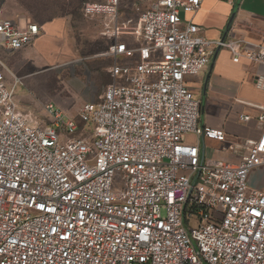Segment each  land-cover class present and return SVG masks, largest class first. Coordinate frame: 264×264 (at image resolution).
Here are the masks:
<instances>
[{
	"label": "built area",
	"instance_id": "obj_1",
	"mask_svg": "<svg viewBox=\"0 0 264 264\" xmlns=\"http://www.w3.org/2000/svg\"><path fill=\"white\" fill-rule=\"evenodd\" d=\"M3 1L0 52L26 50L42 27L6 18ZM204 1L147 0L135 22L120 21L122 0L86 4L106 20L114 64L77 118L49 104L37 120L0 71V264H264V105L261 137L219 150H245L238 163L202 159L204 140L227 136L203 125L186 83L217 48L264 68V41L202 36L181 12ZM255 85L264 91V77Z\"/></svg>",
	"mask_w": 264,
	"mask_h": 264
},
{
	"label": "rangeland",
	"instance_id": "obj_2",
	"mask_svg": "<svg viewBox=\"0 0 264 264\" xmlns=\"http://www.w3.org/2000/svg\"><path fill=\"white\" fill-rule=\"evenodd\" d=\"M94 1H3L1 9L6 18L27 20L42 27L41 36L28 49L0 52V71L5 74L7 84L12 87L15 78L19 80L17 101L21 109L37 120H47L49 104L77 118L81 107L112 83L109 69L114 60L108 56L111 41L102 34L106 20L85 13L86 4ZM136 2L122 0L121 22L137 21L138 11L147 0H140L139 10L133 7ZM244 7L252 13L264 14V0H246ZM128 62L124 57L118 60L120 65ZM210 114L207 109L206 119ZM185 141L194 143L195 138L186 135ZM229 147L230 143H205L207 154Z\"/></svg>",
	"mask_w": 264,
	"mask_h": 264
},
{
	"label": "crops",
	"instance_id": "obj_3",
	"mask_svg": "<svg viewBox=\"0 0 264 264\" xmlns=\"http://www.w3.org/2000/svg\"><path fill=\"white\" fill-rule=\"evenodd\" d=\"M245 2L246 0H205L194 15L181 12V16L184 21L197 25L201 29V35L211 40H225L233 29L243 36L264 41V14L250 12L244 7ZM238 3L240 4L236 8ZM260 76L264 77L263 67L251 64L246 59L234 63L230 51L217 48L207 68L198 76L186 79L187 85L200 101L203 100L207 81L202 123L224 131L227 136L224 143L241 145L246 140H258L261 137L262 131L256 120L259 110L255 107L264 105V91L255 85ZM207 109L211 111L208 119L205 117ZM241 114L250 115L252 120L243 123L239 118ZM203 143L205 145L206 140ZM245 153V150L239 151V154L214 151L210 155L238 163Z\"/></svg>",
	"mask_w": 264,
	"mask_h": 264
},
{
	"label": "water",
	"instance_id": "obj_4",
	"mask_svg": "<svg viewBox=\"0 0 264 264\" xmlns=\"http://www.w3.org/2000/svg\"><path fill=\"white\" fill-rule=\"evenodd\" d=\"M239 4H240V3L237 4V7H236V8H238ZM223 40H224V39H223ZM207 79H208V77H207ZM206 87H207V81H206V85H205V89H204L203 100L201 101V107H202V110H203V104H204V101H205ZM204 147H205V145H204V143L202 142V145H201L202 159H203V156H204V150H205Z\"/></svg>",
	"mask_w": 264,
	"mask_h": 264
}]
</instances>
